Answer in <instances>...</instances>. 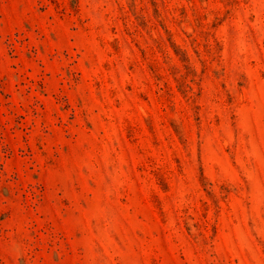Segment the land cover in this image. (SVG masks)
Here are the masks:
<instances>
[{
	"label": "rangeland",
	"instance_id": "obj_1",
	"mask_svg": "<svg viewBox=\"0 0 264 264\" xmlns=\"http://www.w3.org/2000/svg\"><path fill=\"white\" fill-rule=\"evenodd\" d=\"M0 264H264V0H0Z\"/></svg>",
	"mask_w": 264,
	"mask_h": 264
}]
</instances>
